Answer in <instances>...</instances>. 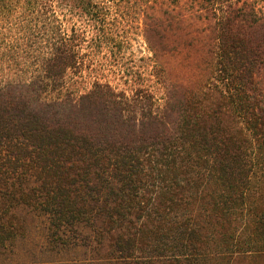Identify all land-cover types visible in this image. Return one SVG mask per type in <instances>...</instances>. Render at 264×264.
I'll return each instance as SVG.
<instances>
[{
  "label": "trees",
  "instance_id": "trees-1",
  "mask_svg": "<svg viewBox=\"0 0 264 264\" xmlns=\"http://www.w3.org/2000/svg\"><path fill=\"white\" fill-rule=\"evenodd\" d=\"M32 226L83 257L39 264H264V0H0V264Z\"/></svg>",
  "mask_w": 264,
  "mask_h": 264
},
{
  "label": "rangeland",
  "instance_id": "rangeland-1",
  "mask_svg": "<svg viewBox=\"0 0 264 264\" xmlns=\"http://www.w3.org/2000/svg\"><path fill=\"white\" fill-rule=\"evenodd\" d=\"M125 22L123 24L122 31L127 32L133 40L131 42L130 51L137 57H146L148 53L146 44L142 38V22H136L135 18H129V21ZM47 249L41 226H38V228L32 226L28 231V235L16 244L15 249L7 263L32 264V262H36V264H39L47 261H53L57 258H64V260H79V258H83L82 253L77 254L64 252L58 254L55 250L49 251Z\"/></svg>",
  "mask_w": 264,
  "mask_h": 264
}]
</instances>
